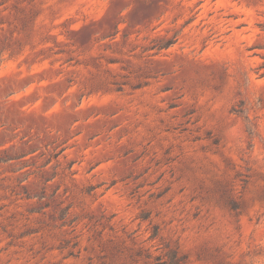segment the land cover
Segmentation results:
<instances>
[{
    "label": "rangeland",
    "instance_id": "374dc122",
    "mask_svg": "<svg viewBox=\"0 0 264 264\" xmlns=\"http://www.w3.org/2000/svg\"><path fill=\"white\" fill-rule=\"evenodd\" d=\"M0 264H264V0H0Z\"/></svg>",
    "mask_w": 264,
    "mask_h": 264
}]
</instances>
